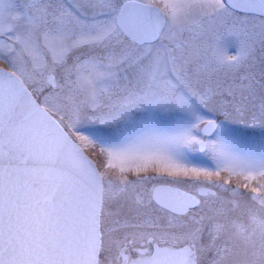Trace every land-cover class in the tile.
I'll list each match as a JSON object with an SVG mask.
<instances>
[{"label":"snow or ice","instance_id":"obj_1","mask_svg":"<svg viewBox=\"0 0 264 264\" xmlns=\"http://www.w3.org/2000/svg\"><path fill=\"white\" fill-rule=\"evenodd\" d=\"M0 264H264V0H0Z\"/></svg>","mask_w":264,"mask_h":264}]
</instances>
